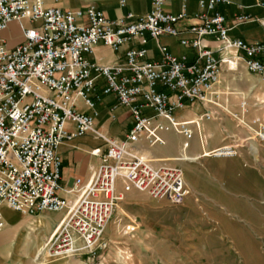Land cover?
Segmentation results:
<instances>
[{"label": "built area", "instance_id": "built-area-1", "mask_svg": "<svg viewBox=\"0 0 264 264\" xmlns=\"http://www.w3.org/2000/svg\"><path fill=\"white\" fill-rule=\"evenodd\" d=\"M58 1L0 0V34L12 22L31 23L21 25L23 39L13 47L0 36V232L7 227L3 204L28 215L63 212L45 239L39 264H45L44 256H96L99 250H107L106 228L126 194L134 190L182 203L191 192L182 167L148 157L139 143H164L160 133L174 131L185 136L183 147L187 148L194 134L191 125L198 123L179 120L175 112L185 108L187 101L199 102L207 108L203 117L214 118L210 105L218 103L209 94L220 79L222 65L234 70L243 62L249 72L264 74V42L229 36L226 17L219 9L227 0H199L202 12L188 29L192 38L181 36L177 28L186 12H165V0H152L147 13L130 11L116 19L94 6L71 11L47 5ZM147 33L152 39L178 37L182 45L195 49L194 58L177 56L160 44V59L147 60ZM205 37L221 43L218 56L203 45ZM134 41L141 47H134ZM100 43L114 51L129 45L126 64L92 62L89 56ZM101 77L106 80L102 93L114 94L118 104L130 110L133 127L125 138L98 134L106 146L104 152L93 150L100 163L87 181L76 179L65 189L68 195L61 196L58 146L94 131L95 126V114L79 112L74 95L93 105V98H100ZM240 105L246 110V101ZM250 125L264 143V121L255 118ZM239 146L240 142L224 145L212 155L235 157ZM132 222L134 229L136 222Z\"/></svg>", "mask_w": 264, "mask_h": 264}, {"label": "crops", "instance_id": "crops-1", "mask_svg": "<svg viewBox=\"0 0 264 264\" xmlns=\"http://www.w3.org/2000/svg\"><path fill=\"white\" fill-rule=\"evenodd\" d=\"M261 2L264 0H227L219 7L226 17L230 37L247 42H264V6ZM47 5L71 11L94 6L109 19L124 16L130 11L144 14L153 7L152 0H126L124 5L121 0H59L48 2ZM164 10L172 14L185 11L186 16L178 21L177 28L181 36L193 37L188 29L197 22L196 15L202 12L199 0H165ZM238 16L247 18L239 20ZM21 25L29 26L31 23L28 20L12 22L9 29L0 34L9 46L13 47L22 41ZM146 37L147 60L160 59V44L167 45L177 56L188 55L190 59L195 56V49L182 45L178 37L164 35L152 39L148 33ZM132 45L141 47L138 41L132 42ZM203 45L219 55L221 43L216 39L205 37ZM128 48L129 45H125L119 51H114L100 43L89 59L104 66L125 65ZM105 85L106 80L101 77L97 88L100 98H93V105L88 104L82 96L74 95L79 112L95 114V126L94 131L64 140L58 146L62 160L61 196L68 195L65 189L76 179L87 181L92 169L100 163V157L95 156L93 150L104 152L106 146L98 134L125 138L133 127L130 110L119 105L114 94H103ZM263 87L264 74L249 72L243 62L234 70L222 65L220 79L209 94L218 103L217 106L210 105L216 116L205 119L203 114L207 108L199 102L190 101L186 102L185 108L175 112L179 120H195L198 123L191 125L194 134L187 148L183 147L185 136L174 131L160 133L164 143L150 146L141 140L138 145L148 157L168 160L182 167L190 194L182 203L172 204L166 199H154L134 190L127 193L122 201V212H127L123 207H128L129 212L126 214L131 220L134 217L132 221L136 222V226L142 225L144 218L145 227L152 236L156 237L155 233L160 230L165 246H230L237 248L244 261L245 225L249 227L253 218L245 217L246 211L252 215L264 202V147L259 139L253 137L256 128L250 125L258 114L254 104L263 98ZM242 101L247 102L246 110L241 108ZM146 113L154 114L152 110ZM67 127L72 129L73 125L68 123ZM241 139L249 141V144H243ZM234 142H240L237 156L212 155L214 150ZM1 212L7 227L0 232V264H39L41 247L64 213L28 215L12 210L6 204L1 206ZM138 218L142 219L138 222ZM255 231L258 236L264 233L260 228ZM82 256L52 259L44 256L43 260L45 264H83Z\"/></svg>", "mask_w": 264, "mask_h": 264}, {"label": "rangeland", "instance_id": "rangeland-1", "mask_svg": "<svg viewBox=\"0 0 264 264\" xmlns=\"http://www.w3.org/2000/svg\"><path fill=\"white\" fill-rule=\"evenodd\" d=\"M261 89L263 98L254 104V110L258 113L255 118L259 117L264 121V87ZM253 137L257 139L255 132ZM241 142L249 144V141L242 139ZM260 144L264 147L263 142ZM123 208L129 212L128 207ZM122 211L121 208L106 230L105 238L110 244L109 248L99 250L96 256L85 254L81 258L83 264H264V233L258 236L255 231L259 228L264 231V202L252 215L245 210V217L253 218L249 227L245 225L244 261L241 260L237 248L230 246H165L160 230L155 233L156 237L152 236L145 227L144 218H141L142 225L135 224L136 228L133 229L134 217L131 220L127 212ZM141 219L138 218V222ZM32 237L34 238L33 233ZM49 258L54 257H46Z\"/></svg>", "mask_w": 264, "mask_h": 264}, {"label": "bare ground", "instance_id": "bare-ground-1", "mask_svg": "<svg viewBox=\"0 0 264 264\" xmlns=\"http://www.w3.org/2000/svg\"><path fill=\"white\" fill-rule=\"evenodd\" d=\"M109 226V225H108ZM108 226H107V228H108ZM107 228H106V230H107ZM42 248H43V245H42V247H41V251H42Z\"/></svg>", "mask_w": 264, "mask_h": 264}]
</instances>
